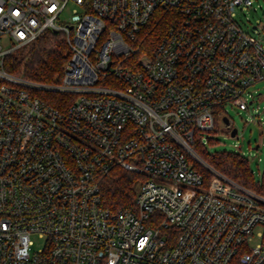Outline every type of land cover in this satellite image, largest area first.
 <instances>
[{
    "label": "built area",
    "instance_id": "obj_1",
    "mask_svg": "<svg viewBox=\"0 0 264 264\" xmlns=\"http://www.w3.org/2000/svg\"><path fill=\"white\" fill-rule=\"evenodd\" d=\"M252 4L0 0V264H264V197L194 147L219 120L231 134L227 106L249 109L264 80V45L236 18ZM159 9L175 17L140 53ZM47 32L69 47L62 81L12 73ZM116 167L140 176L130 208L103 203Z\"/></svg>",
    "mask_w": 264,
    "mask_h": 264
},
{
    "label": "trees",
    "instance_id": "obj_2",
    "mask_svg": "<svg viewBox=\"0 0 264 264\" xmlns=\"http://www.w3.org/2000/svg\"><path fill=\"white\" fill-rule=\"evenodd\" d=\"M175 13L163 9L145 26L138 36L142 41L141 53L153 52L161 37L166 33ZM70 51L65 37L61 33L47 32L27 49L8 59V69L29 80L57 84L62 81ZM40 96L54 107L64 109L73 102L74 97L57 92H40ZM208 162L218 171L244 187L264 197V175L256 181L249 161L240 154L224 152L206 156ZM211 175L208 174L207 177ZM140 176L122 167H116L106 176L101 185L104 205L111 210L130 208L137 194V182Z\"/></svg>",
    "mask_w": 264,
    "mask_h": 264
},
{
    "label": "rangeland",
    "instance_id": "obj_3",
    "mask_svg": "<svg viewBox=\"0 0 264 264\" xmlns=\"http://www.w3.org/2000/svg\"><path fill=\"white\" fill-rule=\"evenodd\" d=\"M236 18L246 32L260 38L264 45V0H253L251 6L238 10ZM253 26H259L258 30L253 29ZM141 42L137 40V46ZM142 50L143 47L140 46V53ZM251 90L256 93L255 98L250 99L253 103L249 109L241 110L227 106L228 116L233 122V128L238 130V135L233 137L224 132L223 124L218 119L213 134L202 133L205 144L201 145L197 142L194 147L207 163L209 162L205 155L212 156L224 152L240 154L249 161L251 171L258 182L264 175V80L256 83ZM258 145L259 148H257ZM198 168L201 167L198 166ZM33 239L36 246L32 248V251L42 246L40 240L35 237Z\"/></svg>",
    "mask_w": 264,
    "mask_h": 264
},
{
    "label": "water",
    "instance_id": "obj_4",
    "mask_svg": "<svg viewBox=\"0 0 264 264\" xmlns=\"http://www.w3.org/2000/svg\"><path fill=\"white\" fill-rule=\"evenodd\" d=\"M253 29H257V26H253ZM224 122L226 123V124H228L229 123V120H228V118H224ZM236 133H237V129L236 128H234L233 129V131H232V133H231V136H235L236 135ZM257 148H259V145L257 146Z\"/></svg>",
    "mask_w": 264,
    "mask_h": 264
}]
</instances>
